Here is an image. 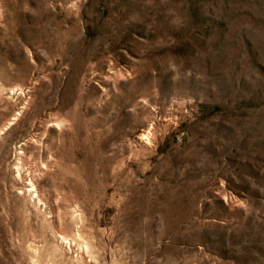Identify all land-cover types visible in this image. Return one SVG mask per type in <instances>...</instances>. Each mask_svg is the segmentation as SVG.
Returning a JSON list of instances; mask_svg holds the SVG:
<instances>
[{"label":"rangeland","instance_id":"obj_1","mask_svg":"<svg viewBox=\"0 0 264 264\" xmlns=\"http://www.w3.org/2000/svg\"><path fill=\"white\" fill-rule=\"evenodd\" d=\"M0 130V264H264V0H0Z\"/></svg>","mask_w":264,"mask_h":264},{"label":"bare ground","instance_id":"obj_2","mask_svg":"<svg viewBox=\"0 0 264 264\" xmlns=\"http://www.w3.org/2000/svg\"><path fill=\"white\" fill-rule=\"evenodd\" d=\"M14 119H16V117H13L12 118V120H14ZM9 124H11V122L9 123L8 122V124L7 125H9ZM3 131V130H2ZM0 133H1V130H0ZM141 138H144V139H146V138H148V133H142L141 134ZM21 152V151H20ZM28 188V187H27ZM26 188V189H27ZM29 190V189H28ZM60 238H62V239H64V243H67L68 244V240H66V237L64 236V235H62V234H60ZM70 245H67V247H69Z\"/></svg>","mask_w":264,"mask_h":264}]
</instances>
